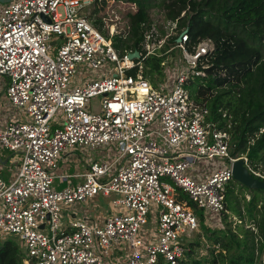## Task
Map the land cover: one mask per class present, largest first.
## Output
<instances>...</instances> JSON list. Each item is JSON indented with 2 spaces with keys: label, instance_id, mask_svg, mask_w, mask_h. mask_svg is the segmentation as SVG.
Listing matches in <instances>:
<instances>
[{
  "label": "built area",
  "instance_id": "built-area-1",
  "mask_svg": "<svg viewBox=\"0 0 264 264\" xmlns=\"http://www.w3.org/2000/svg\"><path fill=\"white\" fill-rule=\"evenodd\" d=\"M98 1L0 0V101L22 114L4 120L6 108L0 115V149L21 160L14 179L0 173V238L16 236L30 264H116V253L123 255L122 264H159L160 259L177 264L187 238L200 228L177 189L206 217H219L233 164L244 159L249 169L248 159L231 156L230 134L206 122L207 111L194 104L184 86L191 76L203 75L198 63L213 49L211 41L190 53L188 34L179 31L178 47L190 68L180 71L170 88L157 89L144 77L143 64L129 58L133 52L121 56L113 33L108 37L94 25ZM166 28L161 38H155V27L148 29L146 57L159 55L179 30L173 21ZM135 68L136 75L128 73ZM98 97L95 112L91 102ZM106 147L115 157L90 163L80 183L54 188L64 155ZM217 158L228 165L212 166L204 175L192 171ZM111 196L116 212L102 224L72 217L64 228L65 209ZM156 207L157 229L144 232Z\"/></svg>",
  "mask_w": 264,
  "mask_h": 264
},
{
  "label": "trees",
  "instance_id": "trees-1",
  "mask_svg": "<svg viewBox=\"0 0 264 264\" xmlns=\"http://www.w3.org/2000/svg\"><path fill=\"white\" fill-rule=\"evenodd\" d=\"M117 1L128 11L121 22L123 29L111 36L113 44L121 56L138 51L141 58L135 59L136 63L143 64L144 77L159 89V82L165 79V56L146 57L144 48L145 34L151 27L150 10L157 3ZM106 7L107 0L98 1L91 18L110 37L103 30L101 11ZM160 7L168 21L177 22L179 31L187 32L185 46L190 53L203 41L213 44L198 63L197 70L203 75L191 76L184 86L191 99L207 111L206 122L230 134L231 156L246 157L249 169L260 174L250 171L252 175L264 181V0H163ZM166 48L159 52H166ZM137 72L135 68L128 73ZM177 192L197 214L208 252L200 257V239L188 242L177 264H264V190L249 189L232 180L227 185L225 211L220 215L223 228L219 229L209 227L205 213L179 189ZM230 215L241 222L236 229L228 221ZM246 223L257 231L246 228ZM23 260L19 244L0 238V264H23ZM159 264L170 263L160 259Z\"/></svg>",
  "mask_w": 264,
  "mask_h": 264
},
{
  "label": "rangeland",
  "instance_id": "rangeland-1",
  "mask_svg": "<svg viewBox=\"0 0 264 264\" xmlns=\"http://www.w3.org/2000/svg\"><path fill=\"white\" fill-rule=\"evenodd\" d=\"M163 0H155V2L157 3V5L150 10V25L151 27H155L157 33L154 34L155 38L158 36V38L164 37L166 35V32L168 31L166 28L167 22L168 20L166 19V14L165 11L160 7V3ZM128 11V8L126 5H122L121 3H119L117 0H107V7L106 10H102V16H103V22H104V27L103 30L108 32V34L111 36L112 33L113 35H116L117 33H119L121 31V29H123V25L121 24V22L123 21V16L124 14ZM58 13L61 19L64 18V9L62 7H59L58 9ZM180 32L179 30L172 32V36L169 37L168 41L166 42L167 48H166V52H160L159 54L161 56H165V79H161V81L159 82L162 88H170L172 85V82L174 81V79L176 78V76H178L180 74V71H187V69L190 68V65L188 64V58H186L184 56V53H182L183 51L178 47V40L180 39ZM54 38H58L57 36H54ZM62 43V41H59V44ZM165 48V47H164ZM163 48V49H164ZM162 49V50H163ZM160 50V51H162ZM110 68H112L114 70V65H110ZM90 72V71H89ZM93 74H98L100 75L101 72H96L94 71ZM80 75V74H79ZM95 76V75H92ZM85 77V75L82 76V80ZM77 81V79H76ZM101 101V97L95 98L92 100L91 102V109L95 112L98 111L99 109V104ZM194 102V101H193ZM194 104L196 106H198L199 108L202 109V107L199 104H196L194 102ZM7 108V116L4 120H10L11 118L15 119L14 114H19V117L22 116L21 111H19L18 109L9 106L6 107ZM6 108L3 106L0 108V112L2 113V110L6 111ZM59 115H61V112L59 113ZM11 117V118H10ZM4 122V121H3ZM5 151V152H4ZM3 152L7 155L9 154V156L12 155V153H10L9 151L6 150H2L0 149V153L3 154ZM75 153H72L69 157H67L63 162H61L62 165H66L69 166V170L70 172H74L79 168H82L83 164L86 162H90L92 163L93 161H102L104 159H110L115 157V151H112L109 147L106 148H102L101 151H97V152H90V151H86V150H77V151H72ZM14 157H19V155H13ZM78 161H76V159ZM17 159V158H16ZM18 160V159H17ZM205 164V167L199 169L201 172H203L206 169H210L212 168L211 166L215 167V166H227L228 165V161L224 158H217L214 159L212 161H205L202 162ZM198 169V165L194 166L192 168V171L195 172ZM3 176L5 177L6 174L5 172L2 173ZM259 174V173H257ZM260 175V174H259ZM67 181H63L62 179H60V176H57L55 179V183H54V188L56 189H64L67 187ZM240 187L237 186L236 190H239ZM115 196H111V197H98L95 201H94V207L99 210L101 213L104 214V216L109 217L111 215H113L116 210L112 207V200L114 199ZM246 197L249 200L250 199V195L249 193H246ZM241 199V197L239 198V200ZM88 206L91 205L90 202L87 203ZM241 206H242V202H241ZM67 211V209L65 210ZM154 215V214H153ZM155 216V215H154ZM153 219L151 218L149 220V223L147 225H145L143 227V231L144 232H148L149 231H154L155 227H156V218ZM221 217L216 216V217H207V225L209 227H211L212 229H219V228H223L222 226V221H221ZM66 221H68V212L63 213L62 215V223L64 224ZM229 223H232V228L236 229V227L241 223L240 220L238 218L235 217V215H230L229 217ZM246 228H251L254 231H257L253 225H249L248 223H246ZM205 232L202 229H199V232L194 233L191 237L187 238V243L191 242V241H198V239H200L202 246L197 250L198 256L200 257H206L208 256V252L206 250V238H205ZM4 239L6 238H11L12 240H14L17 244L20 245V249H21V254L23 256V264H27L29 261V257H28V252L27 249L23 246V244H21L20 240L13 235H9V236H5L3 237ZM123 255H121L120 253H116L114 255L115 259V263L116 264H122L123 260L119 259L122 258ZM110 264V263H108Z\"/></svg>",
  "mask_w": 264,
  "mask_h": 264
},
{
  "label": "crops",
  "instance_id": "crops-1",
  "mask_svg": "<svg viewBox=\"0 0 264 264\" xmlns=\"http://www.w3.org/2000/svg\"><path fill=\"white\" fill-rule=\"evenodd\" d=\"M3 103L0 101V108L3 107ZM3 111L2 110V113L0 112V115L3 114ZM3 118L0 117V127L1 125L3 124V121H2ZM5 152V151H4ZM3 152V154L0 153V173L2 175V177L8 181L14 179L17 174H18V170H19V166L21 164V160H20V157H12L13 154L11 156H9V154H5ZM72 153H75V152H72ZM72 153H68L66 155L63 156L62 158V162L67 158L69 157ZM18 160H17V159ZM76 161L77 158H75ZM90 165V162H86L83 164L82 168H79L77 169L76 171L74 172H70L68 171L69 170V166H66V165H60V170L59 172L56 174V176H61V175H71L72 177H70L68 180H64L62 179L63 181H67V187L69 186H74L78 183L81 182L82 180V177L79 176V175H82L86 172V170L88 169ZM205 167V164L204 163H199L198 164V170ZM3 172H5L6 176L4 177L3 176ZM212 172V169H206L204 170L203 172H201L199 170V173L200 175H204V174H209ZM61 179V178H60ZM96 200V199H95ZM93 200L91 203L90 206H88L87 204H79L77 206H75L74 210L71 211L70 209H67V211L64 210L63 213H66L68 212V221H66L63 225H64V228L65 229H68L69 228V222H70V219L72 217H76V218H84V219H87L89 222H93V223H97V224H102L104 222V220L107 218L106 216H104L103 213H101L99 210H97L95 207H94V201ZM158 207L154 208L151 212V214L149 215V220L152 218L153 219V216L154 218H156V227L155 229H157V221H158ZM154 214V215H153ZM149 220H148V223H149ZM150 232V231H149ZM31 262L28 261L27 264H30Z\"/></svg>",
  "mask_w": 264,
  "mask_h": 264
},
{
  "label": "water",
  "instance_id": "water-1",
  "mask_svg": "<svg viewBox=\"0 0 264 264\" xmlns=\"http://www.w3.org/2000/svg\"><path fill=\"white\" fill-rule=\"evenodd\" d=\"M11 1L12 0H1L2 3H9ZM178 41L180 42L181 38ZM129 58L135 60L140 59L141 56L138 51H135L129 55ZM233 180L248 187L249 189L264 190V181L257 179L252 175L246 166L244 159H239L233 164Z\"/></svg>",
  "mask_w": 264,
  "mask_h": 264
}]
</instances>
